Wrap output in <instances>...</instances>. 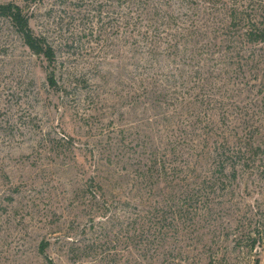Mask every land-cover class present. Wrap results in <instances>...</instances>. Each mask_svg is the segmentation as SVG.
Returning a JSON list of instances; mask_svg holds the SVG:
<instances>
[{"label":"rangeland","instance_id":"1","mask_svg":"<svg viewBox=\"0 0 264 264\" xmlns=\"http://www.w3.org/2000/svg\"><path fill=\"white\" fill-rule=\"evenodd\" d=\"M205 1L165 0L164 29L145 3L0 0L56 52L0 15V264H264V154L208 184L242 117L264 145V43L234 51Z\"/></svg>","mask_w":264,"mask_h":264},{"label":"trees","instance_id":"2","mask_svg":"<svg viewBox=\"0 0 264 264\" xmlns=\"http://www.w3.org/2000/svg\"><path fill=\"white\" fill-rule=\"evenodd\" d=\"M189 3H194L195 0H185ZM130 11L145 3L148 12L155 13L162 21L158 24V28L167 29L170 25V19L166 16L164 10L165 0H125ZM207 6L212 10L219 4L220 0H206ZM223 9L226 13L227 20L223 25V34L225 42L232 45L234 51L242 50V46L247 44L259 45L264 43V0H223ZM145 7V9H146ZM153 10V12H152ZM165 13V15L163 14ZM0 15L11 20L13 25L22 35L25 44L38 55H43L50 61L55 62L56 52L52 44L45 36L37 35L30 25V16L24 12L22 6L9 2L0 3ZM164 16V17H163ZM155 18V16L153 17ZM160 30V29H159ZM220 30V29H219ZM154 43L153 41L151 42ZM256 56V55H255ZM261 55L253 58L254 62H260ZM50 80H54V71L50 73ZM54 82V81H53ZM245 127H239L235 131L231 130L229 135H225L223 140L216 141L212 150V171L209 176L208 184L211 186L212 193H218L221 190V185H224L225 178L236 180L239 172L249 165L250 162H256L258 156L264 154V145L258 141L256 135H253V129L248 125L250 121L242 117ZM161 168V163L157 157L149 159V169ZM205 186L204 181L201 182L199 193ZM206 190V189H205ZM204 190V191H205ZM211 193V194H212ZM209 194L210 193H205ZM165 238L159 239L156 248H168L170 242H166ZM257 239H253L256 242ZM137 243V242H136ZM156 242L154 239H147L144 246L155 248ZM165 254V253H164ZM150 259L155 257L149 256ZM156 259V258H155ZM165 264H185V262L178 257H169L165 255Z\"/></svg>","mask_w":264,"mask_h":264}]
</instances>
